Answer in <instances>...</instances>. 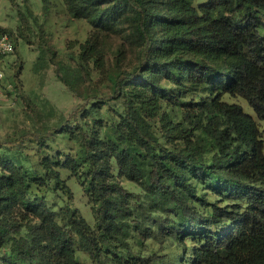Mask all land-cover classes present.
Returning <instances> with one entry per match:
<instances>
[{
	"label": "trees",
	"instance_id": "16d2710c",
	"mask_svg": "<svg viewBox=\"0 0 264 264\" xmlns=\"http://www.w3.org/2000/svg\"><path fill=\"white\" fill-rule=\"evenodd\" d=\"M65 1L70 14L94 28L79 45L84 65L93 61L103 69L101 32L124 17L139 43L137 63L117 70L113 93L104 97L120 104L109 151L77 126L96 228L78 214L70 189L48 165L43 142L55 129L43 128L30 136L41 171L65 193V206L55 211L43 197L25 199L38 170L0 173V264H81L78 250L91 264H140V253L121 252L115 243L129 231L150 237L154 229L147 221L153 216L157 230L182 247L179 264H264V130L239 104L224 99H245L264 121V0ZM47 52L56 74L81 98L74 88L77 70ZM81 110L94 113L98 105L87 107L85 100L69 117L78 120ZM103 153L115 157L142 195L104 178L107 170L98 164ZM3 161L10 168V160ZM196 184L217 199L199 195ZM15 198L45 224L49 242L38 224L6 214ZM130 200L143 216L132 215Z\"/></svg>",
	"mask_w": 264,
	"mask_h": 264
},
{
	"label": "rangeland",
	"instance_id": "374dc122",
	"mask_svg": "<svg viewBox=\"0 0 264 264\" xmlns=\"http://www.w3.org/2000/svg\"><path fill=\"white\" fill-rule=\"evenodd\" d=\"M203 1L195 0V4ZM262 20L264 21V16ZM0 28L9 34L14 44V51L4 58L1 66L7 81L15 87L0 102V173L15 176L23 169L38 170L40 178L31 183L25 199L32 201L36 197H43L47 206L53 210L64 209L66 195L50 176L41 171L36 154L37 144L30 136L31 133H40L43 128L55 129L43 142L44 157L59 179L70 189L75 210L95 229L96 205L87 184L89 166L80 157L77 126L87 129L91 136L101 142L104 150L109 151L107 143L111 124L120 120V104L112 100L104 101V97L113 93L117 70L130 69L137 63L139 43L133 35L130 22L124 17L114 29L101 32L104 50L102 70L97 69L93 61L88 65L81 62L79 45L86 41L94 28L85 19L70 14L65 0H0ZM45 46L53 54L54 60L77 70L74 88L82 95L81 98L56 74ZM161 83L168 84L165 80ZM224 99L239 104L245 113L259 122L260 129L264 130V121L257 119L245 99L229 96ZM85 100L87 107L92 103L97 104V112L81 110L78 120L71 119L70 113ZM162 110L168 112L165 104ZM5 159L10 160V168L2 165ZM98 164L107 170L103 174L107 181L117 182L127 190L143 194L139 183L128 179L119 171L116 159L111 153H103L98 158ZM196 190L207 200L217 199L203 185L196 184ZM23 202L20 198L11 200L5 208L6 214L16 219L25 217L31 223L38 224L37 232L45 242H49L45 224H41L33 209L26 207ZM129 204L133 207L134 217L143 216L136 210L134 200H130ZM143 204L146 207L147 202L144 201ZM153 218L154 216L147 221L154 229L150 237L129 231L115 245L121 252L130 248L135 255L140 253V264H179L182 247L161 234L152 222ZM151 255L164 256V260H150ZM77 258L81 264H91L89 257L81 250L77 251Z\"/></svg>",
	"mask_w": 264,
	"mask_h": 264
},
{
	"label": "built area",
	"instance_id": "2783aa9c",
	"mask_svg": "<svg viewBox=\"0 0 264 264\" xmlns=\"http://www.w3.org/2000/svg\"><path fill=\"white\" fill-rule=\"evenodd\" d=\"M14 51V44L9 34L0 28V102L7 98V93L14 90V86L7 81V76L1 63L4 58Z\"/></svg>",
	"mask_w": 264,
	"mask_h": 264
}]
</instances>
